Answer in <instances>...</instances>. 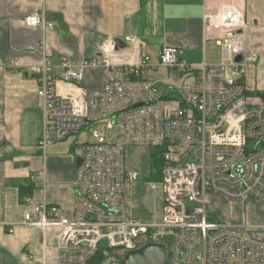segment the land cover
I'll return each mask as SVG.
<instances>
[{
	"label": "built area",
	"instance_id": "obj_1",
	"mask_svg": "<svg viewBox=\"0 0 264 264\" xmlns=\"http://www.w3.org/2000/svg\"><path fill=\"white\" fill-rule=\"evenodd\" d=\"M23 23L54 27L43 12ZM203 28L221 30V61L202 64L189 81L142 77L159 67L190 74L177 48L163 47L153 64L147 56L134 60L135 51L111 39L99 57L76 66L62 56L59 74L46 59L28 68L42 103L38 148L43 155L73 134L86 131L90 139L76 144L81 163L74 173L72 217L44 201L33 207L34 214L24 215L27 226L42 231L41 256L26 264H121L128 253L148 245L163 247L162 264H264V224L227 222L211 209V198L242 212L264 204V103H252L255 91L244 79L257 55L246 51L239 10L206 12ZM86 69L102 72L100 88L79 86ZM59 86L77 88L78 94H63ZM130 148L147 150L149 168L152 156L160 162L154 171L158 180L149 184L162 197L158 217L126 210L125 188L141 179L126 168ZM51 228L57 230L53 246L46 242Z\"/></svg>",
	"mask_w": 264,
	"mask_h": 264
},
{
	"label": "crops",
	"instance_id": "obj_2",
	"mask_svg": "<svg viewBox=\"0 0 264 264\" xmlns=\"http://www.w3.org/2000/svg\"><path fill=\"white\" fill-rule=\"evenodd\" d=\"M227 7L239 10L244 17L246 51L257 55L256 61L244 69V79L255 94L262 93L264 0H0V161L4 167L0 251L6 253L0 264L39 260L42 231L24 223V215L34 214L35 205L44 201L58 207L63 217L73 215L76 143L68 138L54 142L45 156L39 150L42 103L28 68L46 59L54 66L55 74H59L62 56L76 66L99 57L102 45L111 39L120 47L135 51L134 60L147 56L153 64L163 47L177 48L181 61L191 66L190 74L179 75L159 67L144 72L142 77L157 82L189 81L199 74L202 64L220 63L217 38L221 30L205 31L203 17L206 12L214 14ZM36 12H43L53 23L52 30L23 23L26 16ZM102 79L100 70L86 69L79 86L97 89ZM59 90L63 94H78L74 87L59 86ZM250 99L252 103H263L256 95ZM130 151L136 152L139 159L131 163L126 156V168L139 173L141 179L125 188L126 210L136 217L144 212L154 213V205L138 196L140 188L151 190L143 182L149 173L144 163L145 159L149 163L147 150L130 148ZM154 193L161 211V194ZM25 197L30 198L29 203L24 202ZM211 202L214 217L227 222L244 219L250 224H264V204L249 205L242 212L240 206L232 207L215 198ZM8 229L13 231L9 233ZM47 232L46 242L53 246L57 233L52 237Z\"/></svg>",
	"mask_w": 264,
	"mask_h": 264
},
{
	"label": "rangeland",
	"instance_id": "obj_3",
	"mask_svg": "<svg viewBox=\"0 0 264 264\" xmlns=\"http://www.w3.org/2000/svg\"><path fill=\"white\" fill-rule=\"evenodd\" d=\"M161 72L162 71L159 70V73H161ZM181 81H183V80H181ZM116 130H117V128H114L112 130H107L106 131V134L108 136H112L113 134L116 133ZM69 139H71L72 142H75L76 144H78V143H82V142H85V141L89 140L90 139V136H89V133L88 132L83 131V132H80L78 134L71 135L67 140H69ZM67 140H65V141H67ZM126 156L128 157V159L130 160L131 163H134V162H136L139 159L138 154L136 152H134V151H130V149L127 150ZM151 160H152L151 161V168H149L146 159L144 160V163H145V165L147 167V170L149 168L150 169L149 171L151 173V176L148 173V175L145 177V179H143V182L146 183V184L155 183L158 180L156 174H154L155 168L156 169H158V168L153 165L154 159L151 158ZM154 194L155 193L153 191H151L150 189L147 190L146 187L140 188L138 190V196L140 198H143L145 200H148V201L151 202V204L154 205V211L153 212H154V215L158 217L159 212H160V208H159V198L156 197V196H154ZM154 200L157 201V204H156V202ZM211 204H212V202H211ZM208 207H209V210H210V205H208ZM212 221H215V220L213 219ZM47 233H48V235L54 237L55 234L57 233V230L51 228V229H48V232ZM3 254H5V255H3ZM4 256H6V253H3V251L1 250L0 251V261L3 259Z\"/></svg>",
	"mask_w": 264,
	"mask_h": 264
},
{
	"label": "water",
	"instance_id": "obj_4",
	"mask_svg": "<svg viewBox=\"0 0 264 264\" xmlns=\"http://www.w3.org/2000/svg\"><path fill=\"white\" fill-rule=\"evenodd\" d=\"M123 49L124 46H121ZM237 61H240V57H237ZM81 160L77 158L75 160V170L79 167ZM164 259V250L160 245H148L137 251L128 253L121 264H162Z\"/></svg>",
	"mask_w": 264,
	"mask_h": 264
},
{
	"label": "trees",
	"instance_id": "obj_5",
	"mask_svg": "<svg viewBox=\"0 0 264 264\" xmlns=\"http://www.w3.org/2000/svg\"><path fill=\"white\" fill-rule=\"evenodd\" d=\"M253 95H256L257 97H259L260 100L264 103V92H262V93H257V94L254 93ZM253 95H252V96H253ZM152 158L154 159L153 165L156 166L157 168H159V167H160V162H159V160L157 159V157L152 156ZM151 161H152V160H151ZM22 189H23V188H22ZM99 257H100V255H97L96 259L99 258ZM96 259H95V260H96Z\"/></svg>",
	"mask_w": 264,
	"mask_h": 264
}]
</instances>
